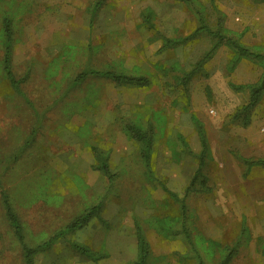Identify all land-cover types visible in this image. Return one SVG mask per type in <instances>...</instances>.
<instances>
[{
	"label": "rangeland",
	"instance_id": "rangeland-1",
	"mask_svg": "<svg viewBox=\"0 0 264 264\" xmlns=\"http://www.w3.org/2000/svg\"><path fill=\"white\" fill-rule=\"evenodd\" d=\"M3 23L0 264H264V59L194 33L264 54V0H0V59Z\"/></svg>",
	"mask_w": 264,
	"mask_h": 264
},
{
	"label": "trees",
	"instance_id": "trees-1",
	"mask_svg": "<svg viewBox=\"0 0 264 264\" xmlns=\"http://www.w3.org/2000/svg\"><path fill=\"white\" fill-rule=\"evenodd\" d=\"M6 27H7L6 28V37H7L8 43L6 45V54H5V58H4V69H5V72L7 74V77L10 79L14 89L19 91L17 81L14 79L12 72L10 70V64H9V41H10V34L9 33H10V31L8 29L7 23H6ZM200 31H206L207 33L213 35L216 38V44L214 45V47H212L204 55V57H202L200 59L198 65L202 61L210 58V56L213 54L214 50L221 44L228 45L230 48H232L234 50V52H236L237 55L246 56V57H250V58H254V59H264V54L254 53V52L250 51L249 49L237 44L231 37L222 34L220 30H211L208 26L201 23V26L196 28L194 33L200 32ZM168 42H170V41H168ZM90 72L94 75H99V76L102 75V76L108 77L112 80H115L116 82H132V83L140 84L144 81V79L140 78V77H133V76H128V75H124V74H115L111 71H97V70L93 69ZM81 75H84V73H81ZM256 95H257V89L252 93L251 100H250L249 104H252V102L256 99ZM131 130H132L134 137H136L137 139L143 140L145 138L143 133H141L138 129H134L131 127ZM99 168L103 171V173L106 176H108L109 179L113 178V176H114L113 173L110 172L108 166L104 162L101 163ZM2 202L4 205L5 216L8 220L10 227L13 230L14 235L17 237V239L22 240L23 239V233H22L21 224L17 218V215L15 214V212L13 211V209L10 205L7 194L4 192H2ZM99 210H100V204L99 203L91 206L90 208L85 210L83 213L79 214L78 216H75L71 220V222L67 225V227L64 229L66 230V232H71V231H75L76 229L81 228L94 215H96ZM138 240H139V258H138L136 264H148L147 263L146 244L141 237H139ZM51 242H52V239H49V244ZM76 249L79 250L83 254H87V249L85 247L76 246ZM22 250H23V257H24L26 264H29L31 262V258H32L31 254L38 251L36 247L35 248H28L26 246L22 247Z\"/></svg>",
	"mask_w": 264,
	"mask_h": 264
},
{
	"label": "crops",
	"instance_id": "crops-1",
	"mask_svg": "<svg viewBox=\"0 0 264 264\" xmlns=\"http://www.w3.org/2000/svg\"><path fill=\"white\" fill-rule=\"evenodd\" d=\"M4 25L6 26V24L5 23H3V27H4ZM9 25V24H8ZM2 27V28H3ZM5 30V29H4ZM2 37H3V40H4V37H5V35H4V31L2 32ZM10 40H11V32H10ZM5 43V42H4ZM9 45H10V41H9ZM5 49V48H4ZM2 50V56H1V59H0V70H1V72H0V74L3 76V80H6L7 82H8V84H9V86H10V91H11V93H16V92H18L17 90H15L14 89V87H13V85H12V83H11V81H10V79L7 77V74H6V72H5V69H4V58H5V54H6V50ZM9 64H10V70H11V72H12V75H13V77H14V79L17 81V85H18V88H19V92H21V95L25 98V94L22 92V90H21V88H20V83H21V80L19 79V78H17L16 76H15V74H14V72H13V70H12V64H11V47L9 46ZM16 94H18V93H16ZM8 196V195H7ZM8 200H9V197H8ZM0 201H1V205L3 206V209H4V205H3V202H2V195H0ZM10 202V201H9ZM11 205V204H10ZM12 207V206H11ZM4 214H5V212H4Z\"/></svg>",
	"mask_w": 264,
	"mask_h": 264
}]
</instances>
